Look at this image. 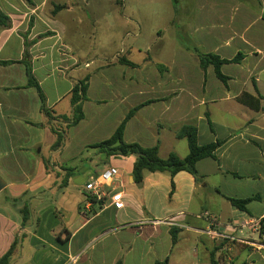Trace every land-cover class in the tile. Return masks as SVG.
<instances>
[{"label":"crops","instance_id":"1","mask_svg":"<svg viewBox=\"0 0 264 264\" xmlns=\"http://www.w3.org/2000/svg\"><path fill=\"white\" fill-rule=\"evenodd\" d=\"M188 4L191 16L183 26L176 25V35L187 42L190 38L194 45L176 47L169 66L155 63L156 68L164 67L163 74L156 69L146 76L138 74L139 64L127 58L130 50L125 56L136 68L118 64L124 52H117L95 71L107 69L106 79L113 86L104 89V99L99 100L92 96L93 64L70 54L85 49L79 47V27L91 14L88 1L0 0V11L11 21L9 28L0 29V176L5 189L11 190L10 198L0 203V259L22 237L11 264H156L166 260L169 264H211L212 253L220 264H264V0L256 4L252 0H189ZM171 10L177 14L174 26L180 11L173 3ZM120 17L126 19L125 5ZM194 49L221 59L232 60L238 54L244 58L222 67L229 78L225 86L213 67L206 72L201 69ZM25 61L31 64L46 107L55 116L71 115V90L90 76L85 119L80 124L87 121L91 133L108 132L105 140L131 109L156 100L127 123V144L159 145L161 159L172 153L184 159L189 155L188 142L177 152V142L184 140L177 133L193 125L199 145H222L215 158L196 164V178L187 171L175 176L145 171L143 180L136 182L132 174L136 158L109 157L91 147L100 142L84 146L93 150L84 170L69 167L67 163L76 157L70 152L72 139L68 143L75 127L66 129L63 149L54 151L56 137L41 111L37 90L28 87ZM144 61L153 60L147 56ZM119 67L126 72L116 74ZM145 91L153 92L152 98L134 102ZM245 94L260 97V111L242 103ZM109 100H117L119 108L131 103L110 126ZM91 103L99 105L89 121ZM184 120L193 122L179 126ZM167 130L176 140L169 149ZM109 168H116L119 176L103 187L106 196L98 200L86 186ZM119 194L121 208L114 200ZM255 196L247 211L228 201ZM25 207H29V217L23 223ZM225 241L247 249L235 258L222 259L227 248L216 249Z\"/></svg>","mask_w":264,"mask_h":264},{"label":"rangeland","instance_id":"2","mask_svg":"<svg viewBox=\"0 0 264 264\" xmlns=\"http://www.w3.org/2000/svg\"><path fill=\"white\" fill-rule=\"evenodd\" d=\"M88 1V11L91 14H87V19L84 20V26L79 27L81 29V34L79 35L80 45L83 47L84 51L70 52V54L81 57V61L88 60L93 66V85L94 93L93 98L103 100V90L107 87L111 90L113 86L107 81L106 77L109 75L107 69H99L96 73L95 71L107 61V58L113 57L117 52H124L119 55V59L126 57L125 52L130 50L131 53L127 56L128 59L133 60L139 64L140 68L137 70L138 74L143 76L153 74L156 68L155 63H163L169 66L173 50L182 46H193L191 39L188 42L182 38L177 37V32L179 28L176 25H184L187 22V18L190 17L191 5L188 4L189 0H87ZM176 1V2H175ZM256 4V0H252ZM178 8L180 14H178V19H176V24L172 26L173 17L177 16L171 10V4ZM123 5L126 6V19L120 17V10H122ZM82 6H84L82 4ZM85 7V6H84ZM136 13V16L132 15ZM86 14V13H85ZM140 16V17H139ZM139 17V18H138ZM139 22L141 24V30L138 29ZM181 23V24H180ZM78 29V30H79ZM158 31H162L158 37ZM138 33V34H137ZM130 48H133L130 49ZM121 56V57H120ZM149 56L153 61H144L146 57ZM118 59V60H119ZM151 62L153 63L150 64ZM119 64V62H118ZM116 74L121 75L126 72V68L119 67L115 69ZM228 71V70H226ZM162 74L164 71H159ZM210 75V74H209ZM211 76L216 80L214 74ZM118 89V87H116ZM116 92V91H115ZM153 92L145 91L143 95L135 98L134 102H140L152 98ZM129 103H125L122 108L118 107V101L109 100L107 106H109L111 111L110 125H115L118 120V115L123 112L124 109L130 106ZM98 103H91L87 106V112L89 115V121L92 118V111L98 108ZM105 105L102 108L106 107ZM101 108V106H100ZM108 108V109H109ZM113 108V110H112ZM72 115V113H71ZM67 115H53L56 120L50 119V125L58 130H64L67 127V123L62 117H71ZM86 122L80 124V126L75 127L72 133L69 135L70 147H74L71 153L76 154L73 160H70L68 166H78L79 169L84 170L87 166L86 157L93 151L84 146L89 142H101L107 138L108 132L106 131H96L91 133V130L86 128ZM193 121L184 120L179 123V126L191 123ZM165 136L166 148H171L174 146L175 138L171 137L170 131L167 130ZM72 143V144H71ZM176 144L177 152L181 153L182 149L187 147V140H180ZM48 147H45V152L47 153ZM18 150V149H17ZM20 150V149H19ZM20 152V151H19ZM72 155V154H71ZM59 160V159H58ZM5 176V175H3ZM77 182L80 180L76 179ZM11 190L5 189L0 193V203H4L7 198H10ZM28 204L29 201H28ZM29 208V207H28Z\"/></svg>","mask_w":264,"mask_h":264},{"label":"trees","instance_id":"3","mask_svg":"<svg viewBox=\"0 0 264 264\" xmlns=\"http://www.w3.org/2000/svg\"><path fill=\"white\" fill-rule=\"evenodd\" d=\"M31 4V0H26ZM64 7H58V9H63ZM262 18L264 19V13ZM11 25L10 18L0 11V29L9 28ZM194 52L198 55L200 67L206 72L209 67H213L215 70V74L217 78L227 86L229 78L222 73V67L224 65L232 64V63H240L243 60V55L238 54L234 59L227 60L221 59L218 55L215 54H206L201 52L199 49H194ZM120 65H124L127 67L136 68L137 65L130 62L126 57H122L118 60ZM15 62H1L2 65H10ZM26 66V72L28 77V87L35 88L40 97L42 108L41 111L45 115V117L50 122L56 120L53 118L54 112L49 110L46 107V97L45 94L35 79L32 71L31 64L28 62H24ZM164 67H159V71H164ZM90 76H86L83 80L76 83L70 93V105L72 108L71 117H62L67 123L66 129H71L78 126L85 119V111L84 105L88 101V90L90 85ZM242 103L247 105L248 107L260 111V97L255 98L250 95H243L241 98ZM157 102L156 100H149L139 106L131 109L129 113L126 115L122 123L116 129L115 133L107 140L94 144L91 147L95 149H100L109 157H129L133 156L136 153L143 154L144 157L137 158L135 160L134 168H133V177L136 182H141L143 180V173L145 171L155 173V172H168L171 176H175L177 173L181 171H187L191 173L195 178L197 177L196 173V164L207 158H215V152L222 145L221 142H216L208 145L201 146L198 142V130L193 125H185L183 126L179 132L177 133V138L186 139L189 146V155L181 159L178 155L172 153L169 155L167 159H161L159 156V145H156L152 148H143L139 144H127L124 140L125 129L127 123L131 118H133L139 110L142 108L149 106L153 103ZM49 122V125H50ZM51 130L53 131L56 140L52 146L54 151L62 150L66 140H67V131L58 130L55 127L51 126ZM212 127V125H211ZM257 196L247 198V199H232L228 198V201L237 209L241 211H247V206L257 200ZM21 214L23 215V223H26L29 217L28 208L25 207L22 209ZM173 242H176L177 236L175 232H172ZM22 237H17L10 250L0 259V264H11V260L13 258L14 252L20 244ZM227 248L226 251H223L221 254V258L225 259L228 257L235 258L242 251L247 249V246L225 241L223 244L217 248L216 250H223ZM216 252V251H215ZM117 264H121L118 262ZM156 264H169L166 260L164 262H157ZM211 264H220V261L216 259L215 253H212L211 256Z\"/></svg>","mask_w":264,"mask_h":264},{"label":"built area","instance_id":"4","mask_svg":"<svg viewBox=\"0 0 264 264\" xmlns=\"http://www.w3.org/2000/svg\"><path fill=\"white\" fill-rule=\"evenodd\" d=\"M119 176V171L116 168H109L102 172L97 178H95L91 183L87 184L86 191L96 197L98 200L103 199L106 194L103 191V187L111 183L115 178ZM120 194L114 196L116 201V207L121 208L123 205L120 202ZM204 217L213 221L209 213H205ZM264 223V217H263Z\"/></svg>","mask_w":264,"mask_h":264},{"label":"water","instance_id":"5","mask_svg":"<svg viewBox=\"0 0 264 264\" xmlns=\"http://www.w3.org/2000/svg\"><path fill=\"white\" fill-rule=\"evenodd\" d=\"M136 159L140 158V157H144L143 154L140 153H136L133 155ZM141 184V183H140ZM7 184L6 182L2 179V177L0 176V192H2L5 188H6Z\"/></svg>","mask_w":264,"mask_h":264}]
</instances>
